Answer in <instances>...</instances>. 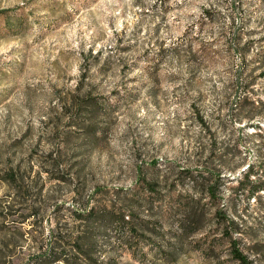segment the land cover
Returning a JSON list of instances; mask_svg holds the SVG:
<instances>
[{"label":"rangeland","instance_id":"obj_1","mask_svg":"<svg viewBox=\"0 0 264 264\" xmlns=\"http://www.w3.org/2000/svg\"><path fill=\"white\" fill-rule=\"evenodd\" d=\"M240 97L256 119L240 118ZM194 111L228 144L218 196L264 264V194L236 189L249 163L264 180V0H0V264H65L48 255L80 231L94 264H240L212 223L177 240L172 218L158 258L163 239L78 218L130 203L145 181L166 194L184 168L206 177L210 141L196 137L209 129Z\"/></svg>","mask_w":264,"mask_h":264},{"label":"trees","instance_id":"obj_2","mask_svg":"<svg viewBox=\"0 0 264 264\" xmlns=\"http://www.w3.org/2000/svg\"><path fill=\"white\" fill-rule=\"evenodd\" d=\"M237 81L241 80L239 79ZM230 88L232 87L230 86ZM247 99L248 97H240L236 107H239L245 114L248 112V116L244 115L240 118L243 120L246 116L249 121L256 119L258 113L250 111L251 107H247L246 105ZM89 105L93 106L92 104ZM98 111L105 112L106 110L101 107L94 109L89 107L85 113L93 115ZM196 112L197 111H194V116L197 118L199 115L201 125L205 127L204 130L207 128L209 129L208 131L206 130L204 134L200 133L199 136L196 137L197 142H199L197 148H202V145L206 143L203 139H208L210 141L209 150L212 157L210 163L208 161L209 157H206L205 163L206 165L209 164L207 166L208 170L206 177L200 173H195L191 169L184 168L181 172L182 175H184L182 177L183 180H180L183 182L181 183L178 180L174 181L171 185L165 183L166 187L164 188L167 192L166 194H160L156 189L160 183L156 181H145L144 186L141 189H137L135 196H132L134 199L130 201V203H125L123 200L119 205L117 203H112L102 208L91 207L88 211L78 212V218L82 222L92 225L95 223L102 224L103 221L110 223L111 225L117 226L122 231H127L130 238L137 236V240H140V238H146L151 241H154L156 238L163 239V244H160L158 247V258H166L173 250L174 243L164 241L165 234L172 232L170 228L164 229V225H169L172 218H178V222L177 231H174L170 236L177 238V240L190 237L192 234L201 231L206 228L208 224L212 223L214 230L210 234V237L212 236V238H214V234L217 233V231H221L222 237L230 242L233 259L240 264H255L250 256L238 246V237H236V234L240 232L239 226L235 219L226 212V209H223L226 205L221 203L218 196V186L221 180L227 177V173L223 170H232V167L229 165L228 144L218 139L219 137L216 136V131L212 132L211 124L208 119L204 121V113L201 114L200 111H198V113ZM84 121V118H75L74 123L71 124L78 126ZM262 136L264 139V133ZM213 143L215 147H213ZM218 150L222 152L217 156H213L214 152ZM213 161H218V163L215 165ZM256 175L257 171L254 165L249 163L238 178L236 189L246 193L248 199L264 194V180L261 178L257 179L255 177ZM188 179L191 182L189 187L193 190V193L189 192L188 194H183L181 191L177 193L176 187L183 186L185 180ZM206 197L208 200L204 201ZM207 210L214 211H211L212 215L209 220H207ZM143 213L147 214V218L141 216ZM86 226L87 225H85V227ZM86 234L85 231H80V233L73 238L74 241L70 243L71 245L66 247L62 246L61 248L63 249H53L49 253L48 259L51 262H64L65 264L96 263L97 261L89 255L90 250L93 251L94 247L92 245L93 243H89L88 240H86V238H91ZM121 246L126 249H134L133 245L130 244L128 239L123 235L121 237ZM52 247L56 248V246ZM135 248H137V246Z\"/></svg>","mask_w":264,"mask_h":264}]
</instances>
